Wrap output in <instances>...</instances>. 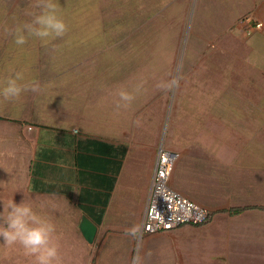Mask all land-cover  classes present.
Listing matches in <instances>:
<instances>
[{"label": "crops", "instance_id": "1", "mask_svg": "<svg viewBox=\"0 0 264 264\" xmlns=\"http://www.w3.org/2000/svg\"><path fill=\"white\" fill-rule=\"evenodd\" d=\"M251 1L247 14L264 24V0ZM128 42L125 59L116 43L77 49L76 64L63 66L43 95L14 101L12 155L0 157V202L24 200L50 218L62 264H129L140 241L155 234L134 239L126 230L141 231L158 149H166L147 122L159 119L153 108L164 103V51L154 35ZM247 42L259 59L244 60L242 69L249 78L264 74V26ZM120 91L135 97L127 107ZM253 102L259 109L247 114L222 110L219 129L205 131L204 141L194 129L187 145H171L179 155L169 180L174 190L210 211L264 201V101ZM173 133L181 137L176 126ZM82 219L96 227L91 243Z\"/></svg>", "mask_w": 264, "mask_h": 264}, {"label": "rangeland", "instance_id": "2", "mask_svg": "<svg viewBox=\"0 0 264 264\" xmlns=\"http://www.w3.org/2000/svg\"><path fill=\"white\" fill-rule=\"evenodd\" d=\"M34 3L0 0V81L22 72L24 82L36 88L30 87L14 101L43 95L63 66L76 64L77 49H108L116 43L118 59H125L128 40L141 44L146 35H154L164 51L165 97L160 100L164 103L153 108L154 118L159 119L147 122L166 149L177 142L180 147L187 145V135L194 129L197 142L204 141L205 131L212 126L219 129L224 109L229 114H247L259 109L253 101H264V74L249 78L242 69L244 60L259 59L247 41L260 30L247 34L240 24L253 10L251 0H58L67 33L47 44L30 37L18 46L15 29L32 19L28 12L38 11ZM14 101L0 97V147H4L0 157L4 161L12 155ZM175 126L180 138L173 133ZM178 159L179 155L171 176ZM0 182L3 188L4 180ZM5 205L0 202V225ZM144 240L130 255L132 259L139 255L140 264H264V201L245 206L227 202L210 211L201 224L181 225ZM30 262L34 264V257L22 247L7 246L0 238V264Z\"/></svg>", "mask_w": 264, "mask_h": 264}, {"label": "clouds", "instance_id": "3", "mask_svg": "<svg viewBox=\"0 0 264 264\" xmlns=\"http://www.w3.org/2000/svg\"><path fill=\"white\" fill-rule=\"evenodd\" d=\"M32 7L38 10L27 13L32 19L15 29L16 45L23 46L30 37H36L47 44L62 38L67 33L68 25L60 15L58 0H35ZM5 31L7 32V29ZM30 87L31 90L36 91L34 86L24 82L23 73L17 72L0 81V97L4 102L17 100ZM119 97L124 102V107H127L135 98L127 91H120ZM121 106L117 104L118 108ZM4 211V223L0 225V238L5 245H19L27 255L34 257V264H62L56 225L50 218L35 211L32 204L24 200L16 204L13 199H10ZM139 232V225L126 230V234L134 239L138 237ZM140 261L139 255L133 258V264H140Z\"/></svg>", "mask_w": 264, "mask_h": 264}, {"label": "built area", "instance_id": "4", "mask_svg": "<svg viewBox=\"0 0 264 264\" xmlns=\"http://www.w3.org/2000/svg\"><path fill=\"white\" fill-rule=\"evenodd\" d=\"M240 24L247 34L261 30L263 22L253 14L244 15ZM178 155L168 149H158L157 161L151 181L150 198L140 235L172 230L181 225L205 222L210 211L174 190L170 176Z\"/></svg>", "mask_w": 264, "mask_h": 264}, {"label": "water", "instance_id": "5", "mask_svg": "<svg viewBox=\"0 0 264 264\" xmlns=\"http://www.w3.org/2000/svg\"><path fill=\"white\" fill-rule=\"evenodd\" d=\"M80 230L86 241L91 243L96 232V227L87 219H82L80 224Z\"/></svg>", "mask_w": 264, "mask_h": 264}]
</instances>
